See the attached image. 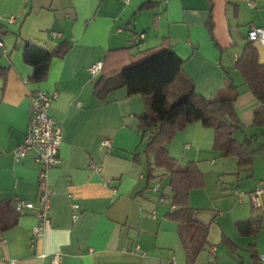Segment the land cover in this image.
<instances>
[{"label": "crops", "instance_id": "1", "mask_svg": "<svg viewBox=\"0 0 264 264\" xmlns=\"http://www.w3.org/2000/svg\"><path fill=\"white\" fill-rule=\"evenodd\" d=\"M228 2L131 0L124 7L118 0H0V40L7 50L5 57L0 56V68L6 70L4 90L0 79V202L14 214L15 200L35 202L38 195L34 153L19 161L11 154L27 132L29 94L37 90L57 93L48 115L62 128L61 164L48 173L54 195L44 236L32 244L35 212L16 214L17 226L0 234V264H169L177 252L181 260L179 250L185 252L176 225L165 218L171 201V195H166L168 179L147 183V160L142 153L146 144L137 130L138 117L145 113L143 99L127 97L118 76L99 83L101 74L91 76L88 68L103 62L110 50L132 47L131 30L144 34L134 52L169 38L172 51L183 61L182 77L169 87L170 93L158 96L162 89L157 91L154 110L162 117L166 104L187 92L184 78L198 95L214 97L227 72L238 91L234 110L241 129L234 139H250L249 151L256 152L264 147V127L252 126L259 103L237 76L234 63L249 29L264 28V0ZM145 3L157 5L140 9ZM210 8L214 42L206 28ZM9 18L14 22L9 23ZM118 29L123 32L118 34ZM63 42L70 45L68 54L52 60L45 82L30 84L32 69L21 57L24 45L35 44L51 52ZM254 47L258 63L264 64V46ZM213 138L212 130L193 123L167 146L179 168L192 162L201 171L214 170V179L207 177L213 182V192L204 176V188L189 194L190 207L197 216L204 214L202 219L210 217L209 235L215 213L219 214L214 203L223 191L235 201L227 212L234 230L235 223L256 218L264 227V148L254 155L252 166L238 168L234 157L223 158L213 149ZM104 139L112 142L108 151L99 148ZM226 174L236 177L222 189L220 178ZM233 189L238 191L232 193ZM257 191L261 192L259 209L250 200ZM72 204L78 206L77 211ZM74 213L77 221L72 220ZM227 236L236 253L238 247ZM247 238L252 239L246 250L251 263L262 264L251 259L248 248L254 246L258 257L264 254V229ZM212 249L215 254L216 248Z\"/></svg>", "mask_w": 264, "mask_h": 264}, {"label": "trees", "instance_id": "2", "mask_svg": "<svg viewBox=\"0 0 264 264\" xmlns=\"http://www.w3.org/2000/svg\"><path fill=\"white\" fill-rule=\"evenodd\" d=\"M156 5L145 3L140 9H153ZM153 27L156 28L155 23ZM206 28L213 41L211 8ZM244 40L246 43L234 63V69L241 75L248 91L259 103L253 111L252 126L261 129L264 127V64L258 63L254 43L247 41V37H244ZM136 47L108 51L103 60L99 83L118 76L127 97H142L145 113L138 117L137 130L146 144L142 153L147 160V183L149 185L156 178L168 179L171 201L165 218L176 225V233L187 262L194 264L207 245L209 226L196 218L197 211L189 205V194L204 187V174L192 162L179 168L177 162L169 156L167 146L176 134L188 125L200 123L202 127L213 131V149L220 152L223 158L234 157L238 168L252 166L254 155L264 147L256 152L249 151L250 139H244L242 142L234 139V133L241 129L234 110L238 91L227 72H224L222 86L215 96L209 99L198 95L191 82L184 78L187 92L174 102L166 104L165 112L160 117L153 106L155 95L157 91L172 86L182 77L183 61L172 51L169 38H163L157 46L143 51L134 52ZM215 47L218 48L217 45ZM69 51L70 45L67 42L61 43L51 52L35 44H25L21 57L23 63L32 69L28 82L34 85L45 82L52 60L63 59ZM0 79L1 88L4 90L5 69L0 68ZM261 135L264 137V131ZM16 226L17 215L6 203L0 202V234ZM235 229L240 237L247 238L256 236L264 227L262 220L256 218L235 223ZM221 243L231 252L236 251V247L224 236ZM253 247L250 246L248 251L251 259L257 260L258 256L252 250Z\"/></svg>", "mask_w": 264, "mask_h": 264}, {"label": "built area", "instance_id": "3", "mask_svg": "<svg viewBox=\"0 0 264 264\" xmlns=\"http://www.w3.org/2000/svg\"><path fill=\"white\" fill-rule=\"evenodd\" d=\"M124 7L129 6L131 0H118ZM9 23L14 22V18L8 19ZM123 29H118L120 34ZM132 44L137 46L144 39V34L136 33L131 30ZM247 41L264 46V28L251 27L247 32ZM7 50L4 43L0 40V56L5 57ZM237 59V58H235ZM103 62H95L88 68L91 76L100 75ZM57 99V93H47L37 90L29 94L28 128L22 144L12 151V157L15 161L23 159L27 153H34V163L37 166V186L38 195L35 202H29L22 199L14 201L13 210L18 215H23L25 211H34L36 223L31 229L32 244L40 240L47 229L49 222V209L54 191L48 185V173L61 164L59 156L62 142V128L56 124L48 115L49 108L53 101ZM100 149L110 150L112 142L104 139L100 142ZM155 185L152 189L156 191ZM242 193L238 196L242 197ZM261 192L257 191L250 195L253 208H261ZM72 210L77 211L78 206L72 204ZM72 220L77 221L78 215L73 214ZM138 249V247H136ZM215 249L211 250L213 254ZM258 261L264 264V254L258 257ZM10 264H13L12 262ZM169 264H175L172 259Z\"/></svg>", "mask_w": 264, "mask_h": 264}, {"label": "rangeland", "instance_id": "4", "mask_svg": "<svg viewBox=\"0 0 264 264\" xmlns=\"http://www.w3.org/2000/svg\"><path fill=\"white\" fill-rule=\"evenodd\" d=\"M237 76L241 80V75L238 74ZM113 79L114 78H112L110 80H113ZM177 82H179V80ZM170 90L171 89L169 87L162 88V91H160L158 93V96L166 95L167 93H170ZM211 170L212 169L211 168L209 169L208 167L205 168L204 171H201V169H200V171L206 177L207 186L209 188L210 193L213 192V188H212L213 182L210 181L207 177L209 175L211 177L213 176L211 174ZM213 172H214V170H212V173ZM235 177L236 176H234V175L226 174V175H223L220 179H221L222 183L224 184V183L231 182ZM213 179H214V176H213ZM233 183L235 184L234 187H237L236 186V183H237L236 180L233 181ZM204 186H205V178H204ZM226 187L227 186L224 184V187H222V189L226 188ZM166 189H167L166 190L167 194L166 193L165 194L169 197L170 196L169 190H168V188H166ZM234 191H238V190L233 189L232 193H234ZM226 200H228V202ZM216 203H214V206L218 210L219 214L215 213V215H217V217L214 221V225L211 227L210 234L208 235L207 245L202 250V252L198 255L194 264H240V263H243V261H245V264H252L250 261L249 255L246 253L247 247H248V245L252 239L251 238H243V237H240L239 235H237L236 230H234V228H233L234 226L230 220V216H229V214H227V212L230 210V208L235 206L234 199L226 196V192L222 191L219 193L218 201ZM167 204H169V201H167ZM225 210H226V214H225ZM226 234L230 235V237H232L231 240L233 241V243L235 242L234 244L238 247V250L236 253H232L228 249V247H226L223 243H221V239H222L221 235H224L226 238H228L230 240V238ZM260 236L262 238L263 232L260 234ZM211 247L216 248L217 252L215 254L211 253V249H212ZM181 252H183V251L179 250V254H181V260H180V256H178V252H177V254L175 255L176 262L173 259L174 263L175 264H188L185 253L182 254Z\"/></svg>", "mask_w": 264, "mask_h": 264}, {"label": "water", "instance_id": "5", "mask_svg": "<svg viewBox=\"0 0 264 264\" xmlns=\"http://www.w3.org/2000/svg\"><path fill=\"white\" fill-rule=\"evenodd\" d=\"M203 216H204V214H201V216L198 215V216H196V218L198 220H200L202 223L209 225L210 224V221H209L210 217L205 215V217H207V219L204 220V219H202Z\"/></svg>", "mask_w": 264, "mask_h": 264}]
</instances>
